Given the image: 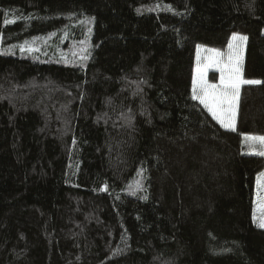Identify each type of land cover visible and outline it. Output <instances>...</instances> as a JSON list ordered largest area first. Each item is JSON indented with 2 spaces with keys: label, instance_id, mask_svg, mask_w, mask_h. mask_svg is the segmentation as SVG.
<instances>
[{
  "label": "trees",
  "instance_id": "obj_1",
  "mask_svg": "<svg viewBox=\"0 0 264 264\" xmlns=\"http://www.w3.org/2000/svg\"><path fill=\"white\" fill-rule=\"evenodd\" d=\"M263 30L264 0H0V264H264ZM80 31L84 67L45 54ZM233 33L262 82L235 130L192 98L197 45Z\"/></svg>",
  "mask_w": 264,
  "mask_h": 264
},
{
  "label": "rangeland",
  "instance_id": "obj_2",
  "mask_svg": "<svg viewBox=\"0 0 264 264\" xmlns=\"http://www.w3.org/2000/svg\"><path fill=\"white\" fill-rule=\"evenodd\" d=\"M233 34L246 37L244 34H241V33H233ZM233 34L231 35L229 42L231 41L234 47L237 45L239 46L240 60H239L238 65L234 63L232 65L229 64V53H230V50L228 47L229 42L225 50H219V49L207 47V46L200 44V45H197L196 47L193 78L196 77L197 79H199L200 73L197 71V69H205V66L207 65L206 69L203 72V79L208 84L220 85L221 69L224 70V75L227 77L230 71L234 72L235 69L238 68V76H239V79L242 80L241 69L243 65L246 40L233 41L232 40ZM263 34H264V30H263ZM73 35L74 36L70 37L68 33H63V35L58 36L55 32H52L50 34L42 36L45 38V43H46L45 49H44L45 54L56 56V54L58 53L57 48L68 44L71 48L70 52L69 50H67V48L65 50L60 49L59 53L61 57L64 60H66L68 64L72 66L84 67L85 63L87 62L90 56V52L88 50L90 43L87 41L88 37L86 34L84 35L82 31H80L77 37H75V34ZM22 49L23 50L25 49L38 50L39 43L33 40L29 42L26 45V47H22ZM0 51L3 52V49L0 48ZM217 53L221 54L220 59L222 62L219 65L214 64V63L209 64V59L216 57ZM70 54L71 56L69 58ZM193 78H192V89H193ZM192 95H193V92H192ZM236 106H237V97H236ZM236 106H235V112H234V117H233V128H234L235 117H236ZM249 137H264V136L244 135V141L246 142L250 150L246 152L248 154H259L261 152H264V143L249 139ZM262 156L264 157V155ZM262 174H264V170L257 176L255 190L253 194V215H254L253 219H254L255 225L258 227H260L259 225L261 223H264V207L261 206L262 204H264V175Z\"/></svg>",
  "mask_w": 264,
  "mask_h": 264
},
{
  "label": "snow or ice",
  "instance_id": "obj_3",
  "mask_svg": "<svg viewBox=\"0 0 264 264\" xmlns=\"http://www.w3.org/2000/svg\"><path fill=\"white\" fill-rule=\"evenodd\" d=\"M11 21L6 20L5 23H10ZM247 37L238 36L233 34V41H243ZM229 64L232 65L239 63V46H235L232 42H229ZM220 53L216 54V57L209 59V64L219 65L222 61L220 59ZM207 65L205 66L206 69ZM205 69H197L200 73L199 79L196 77L193 78V95L194 100H199L201 104L208 110L212 115L213 119L216 120L222 127L233 128V117L236 106V97L239 94V89L241 84H261L259 80H241L238 76V68L234 72L229 73L226 77L224 75V70L221 69V82L220 85L208 84L203 79V72ZM249 139L260 141L264 143V137H249ZM264 155V152L259 153ZM264 175V174H262ZM264 207V204L261 205ZM261 228H264V223L259 225Z\"/></svg>",
  "mask_w": 264,
  "mask_h": 264
}]
</instances>
